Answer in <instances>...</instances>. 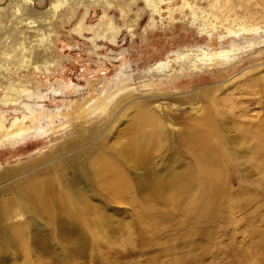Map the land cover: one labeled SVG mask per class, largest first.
I'll list each match as a JSON object with an SVG mask.
<instances>
[{
	"label": "rangeland",
	"instance_id": "1",
	"mask_svg": "<svg viewBox=\"0 0 264 264\" xmlns=\"http://www.w3.org/2000/svg\"><path fill=\"white\" fill-rule=\"evenodd\" d=\"M32 1L42 32H29L19 15L24 0H0L8 34L0 50V121L5 132L16 120L31 127L8 140L0 133V264H264V161L253 140L226 145L225 189L205 215L201 189L169 205L168 193L145 197L135 188L128 195L148 204L135 206L102 191L96 175L97 147L124 140L120 132L139 104L189 116L229 95L216 107L234 113L239 128L255 129L264 118V92L253 84L262 76L264 85V0H158L156 11L147 0ZM212 7L233 32L202 29L214 19ZM239 22L244 29L235 30ZM233 39L243 51L251 42L255 48L225 65L190 67L199 46L232 48ZM244 110L249 121L238 116ZM169 137L150 162L124 165L134 185L150 165L184 167L172 157ZM88 149L97 157L85 163ZM40 183L50 206L29 195Z\"/></svg>",
	"mask_w": 264,
	"mask_h": 264
},
{
	"label": "bare ground",
	"instance_id": "2",
	"mask_svg": "<svg viewBox=\"0 0 264 264\" xmlns=\"http://www.w3.org/2000/svg\"><path fill=\"white\" fill-rule=\"evenodd\" d=\"M160 1L163 2L164 0ZM157 2L158 0H147L148 5L155 11L159 8V4ZM24 3L27 10L26 12L22 11L23 13H20L19 15L23 14L26 16L24 19L27 22L29 32L30 29L33 28L34 30L42 32L43 29L40 27V21H38L39 23L34 24V17H32L33 15L39 13L35 8L36 6L34 2L32 0H24ZM58 6H60V3L56 2L53 3L50 8L57 9ZM214 9L215 7H212L211 12L214 19L210 22L209 26L207 25L202 29L214 31L219 27H225L227 34L233 32L234 29L219 21V17L215 13ZM18 10L19 8L17 11ZM215 23H217L216 26ZM238 28L244 29L243 23L239 22L236 25L235 30ZM3 30L4 28H2L0 24V50L3 47L4 41L7 39L8 35L7 32ZM233 41L234 44L231 45L232 48L222 46L220 49H215L213 47L203 49V47L199 46L196 49L200 50V53L196 56H191V58L188 59L190 67H209L219 64H228L237 56L239 57V54H245L249 50L254 49L256 44L255 42H251L249 49L243 51V48L245 47L241 46L239 43H235V39H233ZM185 51L186 50H180L176 53L178 56L184 57L186 55ZM3 54H6V52L4 51ZM169 62L170 60L167 62L161 61L160 66L165 69L169 66ZM260 79L259 77L255 78L253 84L255 83V86L258 84L260 90L264 92V85H261L262 82H259ZM12 90L17 92L19 91L17 88H12ZM21 90L25 92L26 89ZM217 90H222L220 85H218ZM230 99L232 98L229 97V95L225 98L215 96L214 100L212 99V102L205 108L198 107L199 110H192L194 115L191 113L192 115L189 116H185L183 113H180L179 108L174 107L171 108L174 112L172 115L164 112L163 109L159 114H157L149 108L148 103L139 104L137 106L138 109L136 115L133 116L128 126L120 132L119 138L124 140L118 141L110 146H107V144L104 143L103 145L97 147L99 153L97 156L100 157H98L99 163L96 162L98 165L96 173L99 184L98 187H100L102 191L108 192L115 200L122 203L130 201L131 204L135 206H148V204L139 201L138 198L136 199L134 196L128 195L130 193L133 194V191L136 189L139 190L145 197L149 196V193H155L157 196L161 197L168 193L167 198L170 199L166 202L172 203L169 205L176 204L177 198L176 200L172 199L176 196H180L185 191L191 190L192 188L201 189V192L204 193L203 198H201L202 202L201 200H198L199 202L197 204L195 203L197 201H193V203H195L196 206L201 202V206H204V208L200 209V211L205 215V213L211 211V206H215V192L225 189L224 185L225 180L227 179L226 173L228 170L226 161L230 154L226 148L227 144L242 140L246 142L253 140L255 146V150L253 152L263 154L262 161H264V118L258 123H255L257 128L255 127L254 130L250 131L248 126L243 129L239 128L240 126L235 122L234 113L231 114L232 118H230V115H226L224 110L216 107V105H223L225 101L228 102ZM24 108L31 110L28 104H25ZM195 108L197 107H193V109ZM232 108L234 107L232 106ZM248 112L249 111L246 110H244V112L240 111L238 116L249 121ZM28 118L33 124L39 122V116H29ZM167 121L180 123L183 126V129L179 133L171 132L168 130ZM233 127V132L235 133L228 135V133L232 131ZM30 128V126L21 124L18 120H16L13 123L11 130L9 129L5 132V125L3 121H0V133L4 131L3 133L5 134L3 139L5 140L16 136H23ZM167 136H171L172 138V157L178 162V164L183 162L182 164L184 167H181L180 169L169 167V163L166 164V167H163L164 164L150 165L148 168L143 169L140 173L141 176L138 174L140 176H137L138 181L136 182H138V184L137 186L134 185V181L132 183L131 178L126 174L128 167L131 165L130 162L134 163V165H139L146 159H153L152 151L159 143H162ZM86 151L88 155L86 156L85 163H90L92 160L94 161L97 156L94 153H91V149ZM148 162H150V160ZM167 162H170V158H168ZM85 163L80 165H83L86 170L87 165H85ZM126 163L127 165H130L126 167L127 170L125 169V173L123 169ZM45 186L46 185L43 183L33 186L34 189H32L33 191H31L29 195L32 194V198L37 199L36 202L39 200L41 204L50 206V204H52V196L43 197V195L47 194ZM224 192H226V190ZM193 200L195 199L193 198ZM205 206H207V208ZM141 216L142 218H148L146 214H141Z\"/></svg>",
	"mask_w": 264,
	"mask_h": 264
}]
</instances>
